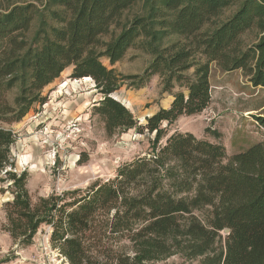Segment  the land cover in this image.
<instances>
[{
	"label": "trees",
	"instance_id": "trees-1",
	"mask_svg": "<svg viewBox=\"0 0 264 264\" xmlns=\"http://www.w3.org/2000/svg\"><path fill=\"white\" fill-rule=\"evenodd\" d=\"M1 3L0 182L12 188L4 231L14 245L30 246L45 225L51 248L67 264H156L174 255L199 264H264V141L228 156L218 142L191 133L166 137L162 127L209 106L213 65L222 73L240 71L251 87L264 89V0ZM129 49L151 57L140 75L103 65L120 62ZM67 68L70 78L95 84L100 99L92 115L106 136L150 134L149 153L81 194L32 203L27 174L14 171L10 150L17 137L3 125L44 105L43 90ZM152 77L173 100L138 124L113 93L124 84L140 89ZM254 119L264 129V116Z\"/></svg>",
	"mask_w": 264,
	"mask_h": 264
},
{
	"label": "rangeland",
	"instance_id": "rangeland-1",
	"mask_svg": "<svg viewBox=\"0 0 264 264\" xmlns=\"http://www.w3.org/2000/svg\"><path fill=\"white\" fill-rule=\"evenodd\" d=\"M1 1L0 8L3 7ZM231 13L232 10L224 12L221 19ZM36 27L37 20L32 24L28 39ZM249 39L251 37L247 41ZM150 60V55L129 49L113 66L106 60L102 63L126 76L140 75ZM71 73L72 68H67L43 90L47 97L44 105H34L21 121L3 125L17 137L10 150L14 171L17 175L27 174L26 188L32 203L72 191L81 194L93 183L113 178L122 164L149 153L150 134L129 130L121 135L106 136L102 123L92 115V106L100 99L95 84L92 80L84 82L83 78L72 79ZM210 89V104L202 113L181 117L169 127L162 125L166 137L174 132L191 133L197 139L222 144L228 156L264 141V129L258 127L254 119L264 116V89L251 87L241 72L222 73L214 65L211 66ZM177 91L175 88L173 92ZM167 96L172 97L160 94L157 77H152L140 89L124 84L113 93L138 124H145L146 117L163 109ZM206 129L218 132L219 138L212 137ZM9 185V182H0V264H33L44 256L39 247L49 226L38 229L30 246L13 244L4 231V205L13 198ZM156 264H199V261L174 255Z\"/></svg>",
	"mask_w": 264,
	"mask_h": 264
},
{
	"label": "built area",
	"instance_id": "built-area-1",
	"mask_svg": "<svg viewBox=\"0 0 264 264\" xmlns=\"http://www.w3.org/2000/svg\"><path fill=\"white\" fill-rule=\"evenodd\" d=\"M49 230L43 236L40 243V252L44 254L43 258L33 264H67L64 258L58 253V251L51 248L49 241L50 227Z\"/></svg>",
	"mask_w": 264,
	"mask_h": 264
},
{
	"label": "crops",
	"instance_id": "crops-1",
	"mask_svg": "<svg viewBox=\"0 0 264 264\" xmlns=\"http://www.w3.org/2000/svg\"><path fill=\"white\" fill-rule=\"evenodd\" d=\"M233 72H240V71H233ZM227 73H230V72H227ZM210 76H211V73H210ZM167 104L166 106L163 108V109H167L169 106H170V103L172 102L173 98L170 97V96H167Z\"/></svg>",
	"mask_w": 264,
	"mask_h": 264
},
{
	"label": "bare ground",
	"instance_id": "bare-ground-1",
	"mask_svg": "<svg viewBox=\"0 0 264 264\" xmlns=\"http://www.w3.org/2000/svg\"><path fill=\"white\" fill-rule=\"evenodd\" d=\"M82 81H84V82H89V81H91V79H90V78H83ZM25 157H26V156H25ZM24 159H25V158H24Z\"/></svg>",
	"mask_w": 264,
	"mask_h": 264
},
{
	"label": "water",
	"instance_id": "water-1",
	"mask_svg": "<svg viewBox=\"0 0 264 264\" xmlns=\"http://www.w3.org/2000/svg\"><path fill=\"white\" fill-rule=\"evenodd\" d=\"M117 100V99H116ZM147 118V117H146ZM224 234H227L228 233V230H224L223 231Z\"/></svg>",
	"mask_w": 264,
	"mask_h": 264
}]
</instances>
